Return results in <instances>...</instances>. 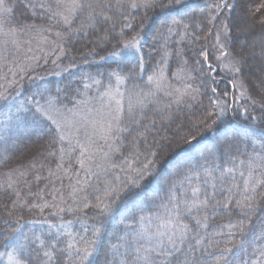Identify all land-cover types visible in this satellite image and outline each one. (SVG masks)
<instances>
[{
	"label": "trees",
	"instance_id": "obj_1",
	"mask_svg": "<svg viewBox=\"0 0 264 264\" xmlns=\"http://www.w3.org/2000/svg\"><path fill=\"white\" fill-rule=\"evenodd\" d=\"M41 2L44 0H32V3L36 4L37 7L29 10L24 6L26 0H6L7 6L14 7L13 13L7 17L11 26L35 24L39 28H51L52 31H42L39 34L36 32L18 34L16 39L23 43V45L21 44L23 48H20V51H27L29 47L32 52H36L37 47H39L38 50H43L36 52V59L32 62H30L31 60L25 61L21 67L26 65H31V67H27L25 72H18L15 77L16 83L12 84L11 87L5 80L0 79V84L4 85L0 91L6 90L7 93H12L8 102H0V182L6 183L10 173L12 180L15 181L20 172H27V175L21 178L26 183L21 182L14 185L15 191L20 192L19 198L16 197L13 190L0 187V252L12 250L11 246L4 240V235L6 231L16 226L15 219L17 217H23L21 232L29 237V248L39 247L38 240H31L34 234L46 241L58 238L61 243L57 247L63 248L67 237L60 236L59 233L67 230L61 225V219L65 222L72 221L70 230L81 234H83L84 226L90 228L94 223L99 224L103 221L102 234L98 241L97 251L92 258V264H115L112 246L122 244L125 239L131 240L133 232L140 228L139 217H145V225L151 219V226L155 228L157 224L156 215H165L164 206L172 210L177 201L181 202V219L184 223L189 224L193 231H196L195 220L201 219V223H205V221L199 212L193 211L191 214L184 212L182 203L184 199L190 200L192 198L191 189L194 187L201 188V198H203L204 190H207L208 193L215 191L210 204L223 201L225 196L229 195L226 189L231 183L230 177L227 178L225 184L220 183L218 178L223 168L238 166L239 161H247L256 153L264 156V147H262L264 140L260 139L259 132L251 136V131L246 130L245 116L243 115V109L247 107L249 109L248 123H251L250 116H258L261 112L260 104L264 103V84H261V81L264 80V42L260 40L258 57L256 55L254 59L252 56L247 58L248 52L240 43L241 36L238 34L244 26L243 19H247V8L255 0H227L228 3L235 2V8L232 10L221 9L218 19L211 23L209 22L210 13L211 15H217V13L211 12L207 5L217 3L219 0H179V2L177 0H160V3L166 7H161L158 4L147 11L144 9L131 10V15L135 17L134 27L131 30L125 29L123 38L128 39L137 33L142 37L140 50V55L143 56L144 60L142 71L138 66H135L136 60L127 66H125L126 62H123L117 67L115 58L100 59L112 50L115 41L102 47H96V36L102 32H93L91 29H86L88 35H85L84 32H65L55 20L47 18L45 10L39 8ZM48 2H52V0H48ZM111 3L116 4V0H111ZM201 9L204 10L201 11ZM123 11L124 14H128L130 10L123 9ZM109 14L114 16L115 31L119 32L122 26L120 12L114 8ZM173 21L179 23L174 24ZM78 23L79 21L77 24H73V28L77 27ZM141 23L144 24L143 29L140 28ZM224 23L228 25V41L224 51L231 52L235 59L241 60L242 72L237 76L240 79L239 83L243 81L246 94L251 97L247 100L251 104L244 103L241 108L229 109L227 115L215 124L209 120L210 128L192 127V135L197 137V140L193 141L196 148L187 153V159H185L186 154L182 149L165 150L161 154V160L157 165L155 174L141 182V188L134 190L138 194L132 199L119 202L112 216L102 217L98 215L100 210L95 207L97 201L94 195L102 196L103 193L90 195V204L87 208L83 207L79 199L73 200L69 197L68 193L72 190L69 185L75 183L77 179L74 173L79 168L75 162L79 150L77 149L71 154L70 161L67 156L65 157L64 167L67 168L69 163L72 164L69 175H64L59 171L57 164L61 163L59 159L60 148L63 147L66 151L69 148H75V142L59 141L55 138L54 128L52 132H49L47 124L40 126L26 123L23 118L16 119L17 108L24 104L27 98H40V94L43 93L44 100L49 97L55 98L57 107L64 112L63 114L67 115L72 111H68L69 109L80 105L78 101H86L85 99L88 97L89 101L94 98L103 102V96L99 95L118 86L122 91V101L126 110L129 96L141 90L147 92L152 87L148 83V77L163 67L167 82L172 89L182 88L183 83L191 82L193 87H200L201 90L196 101H189L192 103L191 109L187 107V104L172 105L169 112L177 116L178 119L170 127L168 121L162 119L163 116L168 115V112L157 114V108L167 103V97L161 93L160 104L152 103L149 105L143 121V124L150 127V131L146 134L147 143H165L162 138H171L172 133L176 131V124L180 123L181 120L185 123H188L189 119L195 122L198 118H202L205 108H208L209 111H215V109L208 107L209 96L212 97L213 101L217 99V96L211 92L212 88H216L221 101L227 100L229 104L234 105L236 89L232 87V84L235 82L230 75L215 65L210 54L218 25ZM251 23L249 20V24ZM110 24L111 22L106 27ZM169 28H171L170 32ZM57 31L63 33V38H58L55 35ZM248 34L252 38L257 36L261 38V29L257 27L243 36L247 37ZM29 40H31V44L27 43ZM34 44L37 46L36 48L33 46ZM57 45H60L62 51L57 49ZM94 47L95 52L89 55ZM54 49L57 50L54 52ZM12 50H14L13 46L9 45L6 55ZM201 51L209 53L207 62L204 61L203 56L199 55ZM219 51L220 49L217 53ZM19 53H17L18 56H20ZM7 58L10 61L11 53ZM197 60L200 61V64L196 63ZM185 61H187V65H185ZM208 64L216 69L214 73L208 71ZM14 67L10 65L11 69ZM130 68L131 72L129 71ZM193 68L199 69V71H192ZM253 68L259 72V76L255 75ZM113 70H116L123 78L121 82L118 83L115 77L109 78L108 74ZM189 72H191L192 77L198 78L193 81L184 80L183 78ZM9 73V70H5V68L0 70V76L6 75L7 81H11L12 78ZM177 77L182 79H177ZM94 80H100L101 83L95 84L93 83ZM201 81L204 82L203 86H201ZM225 92L227 96L223 95ZM252 100L257 103L253 105ZM41 102L43 103V100ZM25 106L27 107V105ZM153 120L156 122L154 129L151 128L150 123ZM257 126L253 125V128ZM142 130V127L138 129V131ZM188 130L185 128L180 132V135H185ZM234 132L238 133V136H233ZM123 135L126 139L123 141L124 147L121 148V151L126 156L129 152L134 151L129 141L136 133H133L132 136L126 133ZM246 135L251 136V139H243ZM138 147L140 153L146 151L144 141L141 140ZM123 158L124 156L120 153H114L112 157L113 162L118 165ZM140 159L143 160L144 156L141 155ZM33 164L35 165L34 168L32 167ZM205 169L210 170V175L205 173ZM115 171L120 172V169L117 168ZM240 171H246V167H238L235 174L236 183L242 184ZM50 172L53 175H50ZM192 172H198L199 178L191 176L190 179H185V176ZM120 175L121 179L126 178L123 172H120ZM37 176L40 177L39 180L36 179ZM80 177H83L82 172ZM213 182L216 183L215 190L211 186ZM88 191L91 192V189ZM61 196L66 198L65 202L60 201ZM172 197L177 199L173 200ZM237 198L239 197L233 198L229 210L218 208L213 211L209 208L206 213L208 227L199 229V235L204 238L208 252H215L216 248H222L225 245L229 247L240 245L242 239L246 240L244 247L247 248V253L240 251L238 256L234 258L233 264H241L244 260L249 261L250 264L251 260L256 258L253 249L264 245V238L255 239L256 236H260L261 232L260 220L264 218V199H261L259 195L257 196L259 210L251 216L255 225L254 234L249 233L247 237H241L237 234L229 241L227 224L235 223L243 218L239 210L235 208V199ZM13 201H17L15 207ZM45 203L48 207H45L43 212L39 208L29 209L28 207V204L43 206ZM61 208L65 211L59 212ZM68 208H73V211H67ZM77 208L80 210L77 211ZM9 211L13 212L12 216L8 215ZM6 220L8 221L7 224L5 223ZM28 221L44 222L29 223ZM217 231L223 234L213 235ZM22 240L23 236H21ZM208 241H212V246H208ZM192 242L194 243V241ZM119 252L121 257H117V259L122 258L125 249L121 247ZM196 258L202 259L204 264H211V258L207 255L202 256L199 248L196 252ZM39 259L44 258L41 255ZM131 259L132 254H128L129 262ZM37 261L38 258L33 253L29 264H37ZM0 264H9L6 255L0 256ZM54 264H63V257L58 254Z\"/></svg>",
	"mask_w": 264,
	"mask_h": 264
},
{
	"label": "snow or ice",
	"instance_id": "obj_2",
	"mask_svg": "<svg viewBox=\"0 0 264 264\" xmlns=\"http://www.w3.org/2000/svg\"><path fill=\"white\" fill-rule=\"evenodd\" d=\"M179 2V0H177ZM161 7H166L160 3V0H116V4H112L111 0H44V2L39 3V8L46 11L47 18L49 20H55L57 25L62 27L65 32L70 33H81L84 32L85 35L89 33L86 29H91L93 32H102V34L96 36L95 45L96 47H102L104 45L111 44L112 41L116 43L113 45L112 50L107 52L106 56L100 57V59H107L112 57L116 59L117 67L121 63L126 62L131 64L133 60L137 63L142 71L144 68L143 56L140 55V50L142 48L141 39L139 33L136 35L124 39L125 29L131 30L134 27L133 21L135 17L131 15V10L144 9L145 11L150 10L157 5ZM25 8L31 10L37 7L36 4L32 3V0H26ZM235 2L228 3L227 0H219L217 3L207 5L211 12L217 13V15H211L210 13V23L218 19V14L221 9L232 10L235 8ZM116 9L120 12V19L122 21V26L119 32H116V22L114 16L110 15L109 12L112 9ZM123 9L130 10L128 14H124ZM204 9H201L203 11ZM14 11L13 6H7L6 0H0V61L5 64L11 63L15 65L16 71L11 68L9 71L13 76V80L7 81V77L0 76V79L6 81L9 87L16 83L15 77L18 72H25L27 67L31 65H26L21 67L26 60H35L36 57H29L28 52H32L29 47L27 52L22 56L14 57L11 61L8 60L6 52L8 51L9 45L11 44L15 52H20V44L16 39L17 35L24 32H36L39 34L42 31L51 32V28H39L35 24H24L19 27L11 26L7 19ZM35 15V13H33ZM247 19L252 23L246 25V27L251 31L259 27L261 29V40L264 42V0H255V2L247 8ZM77 27L73 28V24H77ZM111 22L110 26L109 23ZM174 24L179 23L178 21H173ZM6 25H8L6 27ZM140 28H144V24H140ZM224 35L228 36V25L223 24ZM169 32L171 28L168 29ZM211 32V29H209ZM55 35L58 38H63V33L57 31ZM220 33L216 35L217 44H219L220 56L231 57V52L224 51L225 45L220 43ZM27 43L31 44V40ZM57 49L60 45H57ZM57 49H54L55 52ZM95 52V47L89 53L91 55ZM200 56H203L204 61L207 62L209 53L207 51H201ZM55 63V61H53ZM200 64V61H196ZM166 64V61H165ZM241 60L232 59L229 64L223 65L229 68V70L235 75L242 72V67L240 66ZM187 65V61H185ZM131 72V68L129 69ZM192 71H199V69L193 68ZM208 71L214 73L216 69L208 64ZM109 78L115 77L117 82L122 81V77L116 70H113L109 74ZM175 75V74H173ZM203 75V73H201ZM198 77H192L191 72L187 74L184 80L193 81ZM177 79H182L177 77ZM93 83L100 84V80H94ZM149 88L147 92L141 90L140 92L131 94L128 99L127 109L125 110L122 99L115 101V107L109 106L106 114L101 115L100 119H94L90 121V130L85 128L84 130V141L82 142L79 138L75 141V148H69L67 151L61 147L60 148V161L57 164V169L61 171L64 175H69L72 169V164L69 163L67 168L64 167V160L67 156L69 161L71 160V154L77 149L78 155L76 156L75 162L79 165V168L75 171V176L77 179L75 183L69 185L72 189L68 196L73 200H80V203L84 208L89 207L90 201L89 196L96 193H103V195H94L97 203L95 205L100 211L98 215L102 217H110L113 215L116 206L119 202L125 199H132L138 193L134 190L141 188V182L145 181L146 178L152 177L156 170L157 165L161 160V154L165 150L172 151L174 148L182 149L185 152V159H187V153L196 148L193 141L197 140L195 135H192V127H204L210 128L211 124L208 123L209 120L212 124L217 123V121L222 120L228 113L231 105L224 100L221 102L219 95L217 94L216 88H212L211 92L217 99L213 101L212 97L209 96V108L215 109V111H209L205 108L202 118H198L195 122L189 119L188 123L181 120L180 123L176 124V131L172 133V137H163L165 143L156 142L154 144L147 143V133L150 131L149 125L143 124L145 119V112L149 108V105L155 103L160 104V94L167 97V103H164L162 107L157 108V114L168 112L167 116H163L162 119L168 121L169 127L172 123L178 119L177 116L169 112L172 105L175 104L180 106L182 104H187L189 109L192 108V103L189 101H196L198 95L201 94L200 87H193V83L185 82L182 88L172 89L167 82L165 77V70L163 67L159 69L158 72L153 73V75L148 77ZM201 86L204 82L201 81ZM264 84V80L261 81ZM4 85L0 84V88ZM235 89L237 87L236 83L232 84ZM239 87L241 89L245 88L243 81L240 82ZM246 91V89H245ZM245 91H241V97L245 96ZM104 95H111L107 90L102 93ZM227 96L225 92L223 94ZM12 93H7L5 91H0V102H8ZM251 99V97H248ZM43 100V103L41 102ZM257 102L252 100V104L255 105ZM27 105V107L25 106ZM261 112L257 115H251V123L249 120V109L245 107L243 109V115L245 116V126L246 130L251 131V136H254L259 132L260 139L264 140V103L260 104ZM68 111H71L69 109ZM29 117L31 118L29 120ZM215 117V119H213ZM16 119H24L26 123H31L35 125L43 126L47 124L48 131L52 132L54 128L55 138L59 141H64L68 139L65 135L66 129L70 126L67 118L63 115V112L55 103V98L49 97L44 100L43 93L40 94V98L29 97L25 100L24 104H21L16 110ZM151 128H155L156 122L153 120L150 122ZM253 125H258L253 128ZM143 128L142 131L138 129ZM185 128H188V132L181 136L180 132ZM80 129L76 128L77 136L79 135ZM128 134L132 136V140L129 141L130 146L134 151L129 152L128 155H124L121 148L124 147L123 141L126 137L123 134ZM233 136H238V133L234 132ZM251 136H245L243 139H251ZM144 141L146 151L140 153L138 144L140 141ZM102 142V143H100ZM264 147V145H262ZM155 149V150H153ZM120 153L124 156L121 163L118 165L113 162V154ZM143 155L144 159L141 160L140 156ZM34 168L35 165L33 164ZM239 168H245L246 171H240L239 175L242 178V184L236 183V172ZM117 168L120 172L125 174V179H121L120 172L115 171ZM207 175H210V170H204ZM83 173V177H80V173ZM27 172H20L17 180H12L11 173L9 174L8 181L6 183L0 182V187H6L15 192L17 198L20 197V192L15 191L14 185L17 183L24 182L21 178L25 177ZM50 175L53 173L50 172ZM198 172H192L190 175H186L185 179H190L191 176L199 178ZM231 178V183L227 186V192L229 195L225 196L223 201H216L214 204H210V200L214 198L215 191L213 193H208L204 190L203 198H201V188L194 187L191 189L192 198L184 199L182 201L184 212L191 214L193 211L201 213L202 219L205 223H201V219H196L195 223L197 225L196 231L189 226V224L184 223L181 219L180 205L181 202L177 201L174 204L172 210H169L167 206L165 207V215H156L155 219L157 224L155 228L151 226V219L147 225H145V217H139L140 228L139 230L133 232L131 240L125 239L122 244L113 245L114 261L115 264H204L202 259L196 258V252L199 248L202 256L207 255L211 258V264H233V260L238 256L240 251L247 253V248L244 247L246 240L242 239L240 245L227 246L222 248H216L215 252H208L207 247H205V240L199 235V229L207 228L208 225L206 221L208 220L207 210L211 208L215 211L218 208L229 210V206L235 199V208L239 210L241 219L237 220L235 223H228V238L231 241L237 234L241 237H247L249 233L255 232V225L252 222L251 216L256 214L259 210V202L257 201V196L259 195L261 199H264V156L256 153L254 156L250 157L247 161H239L238 166L224 167L218 178L221 184H225L227 178ZM37 180L40 179L39 176L36 177ZM207 183V181H205ZM212 188L215 190L216 183H212ZM91 189V192L88 191ZM236 191H233V190ZM176 200V197H172ZM63 200V196H61ZM17 201H13V206L15 207ZM29 209L39 208L41 212L45 207H48L47 203L43 206L40 204H28ZM77 211L80 209L77 208ZM65 209H59V212H63ZM67 211L72 212L73 208H68ZM9 216L13 215L12 211L8 212ZM195 219V218H194ZM21 220L23 217H17L15 219V227L6 231L4 235V240L11 246L12 250L8 252H0V256H7L9 264H29L30 259L33 255L38 258L37 264H54L57 255L63 257V264H92V258L97 251L98 241L100 240L103 221L99 224H93L91 227L84 226L83 234L75 233L70 230V225L72 221H63L61 219V225L67 230L66 232H60V236H66L67 240L64 242L63 248H58L57 246L61 243L58 238H53L50 241L42 239L40 236L35 234L31 237V240H38V248H29L30 239L27 235L21 232L22 224ZM29 223H41L44 221H28ZM7 224L8 221L6 220ZM84 222L82 221V224ZM261 232L260 236H256L255 239L264 238V218H261ZM223 227V226H218ZM222 232H214L213 235H222ZM21 236L23 240L21 241ZM194 241V243L192 242ZM208 246H212V241H208ZM123 247L125 253L122 258L119 248ZM42 250V251H41ZM256 258L251 260L250 264H264V245L258 246V248L253 249ZM128 254H132L131 262L128 260ZM44 259H39L40 256ZM23 257V258H22ZM241 264H249V261L244 260Z\"/></svg>",
	"mask_w": 264,
	"mask_h": 264
},
{
	"label": "rangeland",
	"instance_id": "obj_3",
	"mask_svg": "<svg viewBox=\"0 0 264 264\" xmlns=\"http://www.w3.org/2000/svg\"><path fill=\"white\" fill-rule=\"evenodd\" d=\"M183 1V0H182ZM186 1H191V0H186ZM244 21V26L242 27L241 31L239 30L238 34L241 36L240 39V43L244 46V48L247 50V58H250L252 56V58L254 59V57H258V55L260 54L258 51V48L260 47V43H261V38L259 36L252 38L251 35L245 37L243 35H247L249 31V29L246 27L247 25V21H248V25H249V20L248 19H243ZM218 30L216 31L217 33H220V43L224 44L226 46L227 41H228V36L225 37L224 35V29H223V24L218 25ZM216 33V35H217ZM216 35L214 37L213 43H212V51H211V56L213 57V61L215 63V65L219 68H221L222 71H224L227 75H230L232 77V79L234 80V82L236 83L237 87L236 89V95L234 96V105L232 106V104H230L232 107H230L229 109H232L233 107L236 109L241 108V106L244 103H247L248 105H250L251 103L247 100L248 96L246 94L245 88L241 89L239 87L240 83H239V78L237 76V74H233L229 68L224 67L223 65L229 64L230 61L232 59H235L233 56L231 57H222L221 59H217L218 56H220V51L217 53V51L219 50V44H217L216 41ZM249 37V38H248ZM0 39H3V37H0ZM260 41V42H259ZM18 42L20 44V48H23L21 46V44L23 45V43L18 39ZM37 44V43H36ZM11 45V44H10ZM35 48L37 47L35 44L33 45ZM217 48V51H216ZM39 47H37L36 52L37 51H42V50H38ZM225 49V48H224ZM27 51H20V56H22L24 53H26ZM36 52H30L27 53L29 57H36ZM229 52V51H227ZM11 59L10 61L14 58V57H18L17 52H15V50H12L11 52ZM9 53V54H10ZM8 54V55H9ZM8 55H6L8 57ZM33 60H31L30 62H32ZM248 61V60H247ZM252 62V61H251ZM254 62V60H253ZM252 62V63H253ZM25 63V61L23 62V64ZM21 64V66L23 65ZM10 65L12 67L13 64H5L4 62L0 61V70L5 68V70H9L10 69ZM15 66V65H13ZM13 71H16L17 69L14 67L12 69ZM250 70L252 71L251 67ZM253 71H255V75H258V71L253 68ZM10 72V71H9ZM8 73V71H7ZM11 74V72L9 73V75ZM12 76V74H11ZM238 78V79H237ZM13 76L11 78V80H13ZM241 91H245V96L241 97ZM111 93V95H104L102 97L103 102H100V100L98 99H94L89 101L87 98L85 99L86 101H78L80 102V105H78V107L76 108H72L71 113L70 114H63L67 120L70 123V126L68 127V129H66L65 135L68 136V139H66V141H72L75 142L77 138H79L80 140L84 141V130L85 128H89L90 130V121L94 120V119H100L101 115L106 114V111L108 109L109 106L111 107H115V101L116 100H121L122 99V91L120 90V88L117 86L115 87V89H112L110 91H108ZM99 96H102V94H100ZM247 100V101H246ZM223 102V101H221ZM63 112V111H62ZM64 113V112H63ZM80 129L79 135L77 136L76 133V128ZM82 141V142H83ZM102 143V142H100ZM60 201L65 202L66 198H63V200H61L60 197Z\"/></svg>",
	"mask_w": 264,
	"mask_h": 264
}]
</instances>
